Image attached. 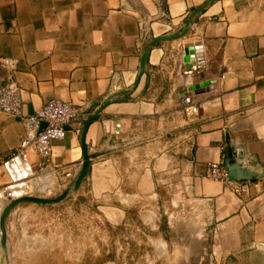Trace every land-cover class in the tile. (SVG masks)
Masks as SVG:
<instances>
[{
    "label": "crops",
    "instance_id": "1",
    "mask_svg": "<svg viewBox=\"0 0 264 264\" xmlns=\"http://www.w3.org/2000/svg\"><path fill=\"white\" fill-rule=\"evenodd\" d=\"M206 1L0 0V60L18 61L14 73L0 68V85L18 84L25 116L58 99L84 106L90 117L109 98L116 100L87 130L89 179L108 165L109 144L119 143L130 125L154 114L155 106L183 107V88L213 80L209 90L189 94L199 105L188 136L189 174L227 264H264V177L244 182L241 194L205 177L208 163L225 161L228 144L242 152V166L264 172V0L210 2L186 37L151 48L146 74L133 88L146 43L178 33ZM141 23L147 42L140 38ZM186 44L202 49L201 62L193 64L198 72L191 76L183 73ZM23 137L20 120L0 114V159ZM51 145L50 167L66 186L81 168L80 136L68 132ZM26 159L38 173L36 158L28 153ZM21 181L26 190L28 182ZM9 182L0 168V189Z\"/></svg>",
    "mask_w": 264,
    "mask_h": 264
},
{
    "label": "rangeland",
    "instance_id": "2",
    "mask_svg": "<svg viewBox=\"0 0 264 264\" xmlns=\"http://www.w3.org/2000/svg\"><path fill=\"white\" fill-rule=\"evenodd\" d=\"M193 117L155 106L62 203L16 207L6 221L9 262L0 264H227L189 174ZM45 175L25 180L24 195L59 196L67 185Z\"/></svg>",
    "mask_w": 264,
    "mask_h": 264
},
{
    "label": "built area",
    "instance_id": "3",
    "mask_svg": "<svg viewBox=\"0 0 264 264\" xmlns=\"http://www.w3.org/2000/svg\"><path fill=\"white\" fill-rule=\"evenodd\" d=\"M141 41H148V30L146 25L141 23L140 27ZM18 61L12 58H3L0 60V68L14 73L17 70ZM198 72L195 66L191 69H185L184 75L191 76ZM22 90L15 82L0 85V114L9 115L18 118L24 130V137L19 147L7 153L0 159V168L7 172V166L16 160H22L31 175L33 164L27 162L28 153L36 158L38 174H46L47 177L55 176L51 166L52 142L63 140L68 132L80 136L82 124L86 120V110L84 106L77 105L73 102L52 99L46 102L42 108L32 115L22 114ZM183 112L188 117L198 114L199 105H196L193 98L187 94L181 99ZM205 177L214 182H220L225 185L234 194L245 192L244 182L231 179L225 166V161L210 162L206 166ZM9 183L2 189L7 188L14 179L9 177ZM14 197L9 193L5 196V202L13 200ZM6 204V203H5Z\"/></svg>",
    "mask_w": 264,
    "mask_h": 264
},
{
    "label": "water",
    "instance_id": "4",
    "mask_svg": "<svg viewBox=\"0 0 264 264\" xmlns=\"http://www.w3.org/2000/svg\"><path fill=\"white\" fill-rule=\"evenodd\" d=\"M214 0H208L198 8H196L191 14L188 16L184 25L180 29L178 33H173L169 36H161L150 39L141 54L140 64H139V73L136 79V82L133 86L135 89L138 85L139 79L141 76L146 74V62L151 48L157 44L168 43L176 40L183 39L189 33L191 26L194 24L197 17L201 14V12L206 8V6ZM201 45L199 44H186L183 47V55H182V63L184 64V69H191L193 64L200 63L201 58ZM214 84L213 80H204L202 82H198L196 84H192L186 86L179 92V97L182 99L184 95L190 94L192 92L198 91H207ZM131 90H126L125 94H129ZM116 100L114 98H109L103 106H101L93 115L84 120L82 124V131L80 134V142H81V150H82V162L80 170L75 174L70 183L66 186L64 191L57 196L56 198H48V197H36L31 195H25L18 198H14L10 202H8L4 208L2 209L0 216V231H1V240H0V250L1 257L0 261L5 258L6 263L9 262V250H8V240H7V228L6 221L10 216L11 212L21 204L25 203H33L40 206H51L62 203L69 195L78 191L87 177L90 168V160L91 156L89 154L88 148L85 145V137L89 126L99 120L101 111L109 104L114 103ZM243 161L242 152L238 151L233 145H226L225 148V166L229 172L231 179L240 182L252 181L257 178H263L264 172H260V174L250 171L244 166H242L241 162ZM233 174V176L231 174Z\"/></svg>",
    "mask_w": 264,
    "mask_h": 264
},
{
    "label": "bare ground",
    "instance_id": "5",
    "mask_svg": "<svg viewBox=\"0 0 264 264\" xmlns=\"http://www.w3.org/2000/svg\"><path fill=\"white\" fill-rule=\"evenodd\" d=\"M21 166H22V168H21ZM9 167H10V169H11V171L13 173H11ZM19 167H20V171L21 172L26 173V174L23 175V177H24L25 180H27L31 176V174L28 172L27 167L25 166V164H24V162L22 160L13 161V162H11L7 166L8 176L11 177L12 179H14V178L17 179L18 177H20L19 176L20 175L19 173H21V172H19ZM12 174H14V177H13ZM22 178L14 186L12 185L13 187L11 186V188H9V186H8L7 188H5L4 190L7 189L5 192H2L4 190H0V216H1L2 209L4 208L5 203H6L5 202V196H6L7 193H9L10 195H12L14 198H18V197H21V196H25L24 195V192H25V189L24 188H25V186H24V184L20 183V182H22L21 181ZM15 179H14L13 182H15ZM0 240H1V231H0Z\"/></svg>",
    "mask_w": 264,
    "mask_h": 264
}]
</instances>
